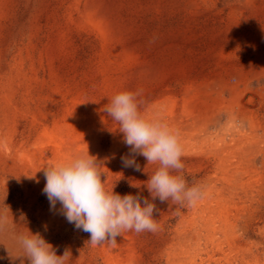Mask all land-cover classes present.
<instances>
[{"label": "rangeland", "instance_id": "374dc122", "mask_svg": "<svg viewBox=\"0 0 264 264\" xmlns=\"http://www.w3.org/2000/svg\"><path fill=\"white\" fill-rule=\"evenodd\" d=\"M35 1L38 13L23 6L24 13L5 29V49L12 50L20 40L30 45L29 36L39 27L36 18L43 11ZM73 1L48 0L50 22L56 27L49 36L40 34L35 43L38 49L49 44L64 50L67 62L57 59L55 76L62 64L66 69L60 76L81 85L88 96H98L95 138L106 187L121 195L140 193L151 201L144 184L158 165H147L143 156H136L141 171L124 167L121 157L129 147L119 125L104 111L114 95L142 90V114L178 131L183 175L190 186L193 181L202 186L204 197L191 207L157 198L152 202L158 209V231H127L115 246H92L87 243L90 234L67 221L59 202L54 209L50 206L32 169L27 182L21 171L0 161V264H29L26 257L14 258L22 255L16 236L29 231L40 233L57 255L69 250V264H264V0H95L123 33L119 39L112 37L107 47L132 50L134 61L137 57L157 71L146 84L132 79L129 70H118L122 60L103 50L102 38L86 23L93 0H81L86 25L65 23L69 20L63 12ZM62 25L66 33L58 31ZM116 79L121 81L112 82ZM58 101L54 92H44L23 106L18 140L27 151L41 148L56 123L78 133L66 123L63 111H57ZM192 101L204 109L202 120H192L185 112Z\"/></svg>", "mask_w": 264, "mask_h": 264}, {"label": "clouds", "instance_id": "9594fccd", "mask_svg": "<svg viewBox=\"0 0 264 264\" xmlns=\"http://www.w3.org/2000/svg\"><path fill=\"white\" fill-rule=\"evenodd\" d=\"M141 96L142 90L120 92L111 98L104 111L119 125L117 130L129 147V153L121 157L124 167L141 171L136 156H143L147 165H158L144 184L151 201L142 199L140 193L121 195L114 192V187L108 189L102 179L104 161L88 151L42 168L46 180L43 193L50 206L54 209L59 202L67 221L90 234L87 243L92 246L106 243L115 246L117 238L127 231L138 234L158 231L154 218L158 209L152 202L157 198L162 203L170 201L172 205L191 207L204 197L202 186L196 181L190 186L183 175L184 153L178 131L161 119L146 118L141 112ZM16 243L22 255L14 258L26 257L29 264H69L72 258L67 249L57 255L56 248L40 233L17 235Z\"/></svg>", "mask_w": 264, "mask_h": 264}, {"label": "bare ground", "instance_id": "6f19581e", "mask_svg": "<svg viewBox=\"0 0 264 264\" xmlns=\"http://www.w3.org/2000/svg\"><path fill=\"white\" fill-rule=\"evenodd\" d=\"M38 1L40 2V6L42 5L43 11H41L42 15L39 14L41 15V18L39 16L36 18V20L38 21L36 22V25L39 24L38 25L39 27L38 28L34 27L35 31L32 33V35L29 36L30 45H27L24 42H22V40H20L21 42L19 41L18 45H16L15 48L9 51L8 49L4 48L5 32H6L5 29L11 26V22L14 21L18 17V15H20L19 12L24 13L21 12L23 6L25 7L24 9H26V11L28 8L34 10L33 6L36 3V1L35 0H0V130H1L0 131V161L1 162L3 161L6 164L21 171L24 181L27 182L30 181L29 178H27L28 171L32 169L38 177V179L36 180L39 181V184L45 186L46 180L44 176V170L42 168H45L49 164L66 162L67 160L78 154L87 153V151L89 152L90 155H93L98 158V155H101V151L98 150V145H97L98 141L95 138V133H96L95 126L97 124L96 122L98 121L97 94L96 95L91 94L90 96H88L87 93L84 90H82L81 85L76 83L72 85L71 82H69L65 76L64 77L60 76L59 74L62 73L61 70L64 68L62 64L58 66L59 74L56 73L55 76L54 67L57 59L58 60L62 59L61 61H59L60 63H63L64 61L67 62L63 58L65 54L64 50L59 48L53 49L51 48L52 45L50 46L49 44L46 45L43 44V46H40L42 47V49L39 48L40 49L39 51L38 46L35 43L37 41V38H39L40 34H43L44 36L46 34V36H49L52 34L51 32L56 27L55 25H51L50 16L48 13L51 4L48 2V0H42V3L41 0ZM94 1L95 0H93V6H91L87 11V16L89 17V19L88 22L86 23H88L92 31H97L98 34L100 35V38H102L101 41L103 40L102 43L104 45L103 50L106 51L111 50V54L122 60L119 62L120 68L118 70H123L124 72L129 70L131 71L132 79L137 78L139 79L140 82L142 81L143 84L144 82L146 84V81L150 79L149 77L150 76L154 77L155 74H157V71L153 67H151V65L143 63L142 61H138L137 57H136V61H134V58L131 55L132 50L116 49V48L110 49L109 47H107L110 41H112V37L119 39L121 35H123V33L120 30V27L118 28L115 25L116 23L113 22L114 19L112 20L110 13H108L107 11L106 13L103 10L101 11V9L99 8L100 5H98L97 2H96L97 4H94ZM105 4L107 3L105 2ZM81 8H83L81 7V0H74L72 5L66 7L67 11L65 10L66 12H63L64 18L66 19L67 17L69 21H66L65 23L69 25V23L73 21L74 24H77L76 26L83 25L84 14H82L83 12L81 11ZM59 9L61 12L62 9L61 8ZM41 19L43 22L42 27H40ZM17 20L19 21V19ZM82 22L83 24H81ZM66 30H67L66 25H62L58 27V31L60 33H64ZM93 33L95 34V32ZM50 42L52 41L50 40ZM64 45L65 44H63L62 46L63 47L67 46ZM10 46H12V44ZM37 54H40V59L38 61H37L38 58L36 59ZM44 57H46L47 59L46 58L43 59ZM43 61H45L47 65L43 64L44 63ZM112 63H114V61H112ZM64 73H66V71ZM40 75H43L44 80L40 81L41 78ZM115 81H118V79L114 81L112 80V82ZM120 81L121 80H119L118 82ZM44 92L47 93L54 92L58 96L59 101L58 104L56 105L58 109L57 111L58 112L63 111L64 120L65 121L68 120L66 121V123L70 121L69 124L71 125V128L77 130L78 133L69 132L70 131L68 129L69 125L65 126L67 128L66 129L65 127L62 126L59 127L58 126L59 123H56L57 125L54 127V129L45 134L43 138L44 141L42 142L44 145L38 150H35L34 152H30L24 148L23 144L22 145L19 144L18 122L20 116L24 117L21 112L23 106L27 105L35 94L44 93ZM45 100L47 101L48 99L46 98ZM49 106L52 109L55 107V104H51ZM203 110L204 109L200 108L198 106V103L194 101L186 105L185 108V112L192 118V120L193 119L202 120L205 115ZM172 116H174V112H172ZM72 129L71 131H73ZM4 131H6V133ZM203 132H204L203 135L206 136L205 133L206 131ZM87 136L88 138H90L89 141L87 140L85 141V139H87L86 138ZM83 141H85V143L82 144ZM48 155H53L54 156L53 160L50 161L47 160L50 157V156L48 157ZM234 240L236 241V239ZM118 261H120V259Z\"/></svg>", "mask_w": 264, "mask_h": 264}]
</instances>
